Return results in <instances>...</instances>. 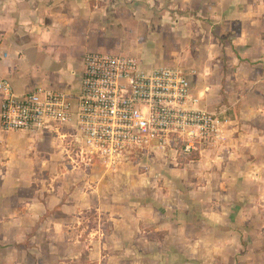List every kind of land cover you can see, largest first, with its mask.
I'll use <instances>...</instances> for the list:
<instances>
[{"label": "crops", "instance_id": "0c3cea01", "mask_svg": "<svg viewBox=\"0 0 264 264\" xmlns=\"http://www.w3.org/2000/svg\"><path fill=\"white\" fill-rule=\"evenodd\" d=\"M91 52L187 71L224 140L110 173L0 131V264H264V0H0L16 94L75 99Z\"/></svg>", "mask_w": 264, "mask_h": 264}, {"label": "built area", "instance_id": "2783aa9c", "mask_svg": "<svg viewBox=\"0 0 264 264\" xmlns=\"http://www.w3.org/2000/svg\"><path fill=\"white\" fill-rule=\"evenodd\" d=\"M84 64L75 99L43 88L18 95L0 78V131L34 138L52 133L67 142L75 166L99 165L110 173L151 148L189 161L224 140L222 122L201 107L187 71L145 69L135 58L96 52Z\"/></svg>", "mask_w": 264, "mask_h": 264}, {"label": "rangeland", "instance_id": "374dc122", "mask_svg": "<svg viewBox=\"0 0 264 264\" xmlns=\"http://www.w3.org/2000/svg\"><path fill=\"white\" fill-rule=\"evenodd\" d=\"M66 144H67V142H66ZM64 150H65L66 152H65V153L63 152V158L66 159L67 162H69V160L67 159V156H68V155H67V150H66V149H64ZM166 154H170V153H169V152H166ZM64 155H65V157H64ZM138 164H139V160L137 159L133 164H131V165H127V166H125V167H123V168L125 169V168H128L129 166H132V165H138ZM142 168H144V166H142Z\"/></svg>", "mask_w": 264, "mask_h": 264}, {"label": "trees", "instance_id": "16d2710c", "mask_svg": "<svg viewBox=\"0 0 264 264\" xmlns=\"http://www.w3.org/2000/svg\"><path fill=\"white\" fill-rule=\"evenodd\" d=\"M196 160V158L194 156H192L191 158H189V161H194Z\"/></svg>", "mask_w": 264, "mask_h": 264}]
</instances>
